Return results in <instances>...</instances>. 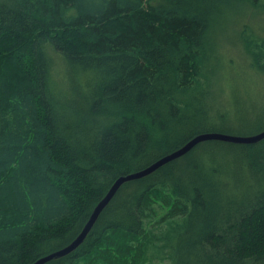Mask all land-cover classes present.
Listing matches in <instances>:
<instances>
[{
	"label": "trees",
	"instance_id": "trees-1",
	"mask_svg": "<svg viewBox=\"0 0 264 264\" xmlns=\"http://www.w3.org/2000/svg\"><path fill=\"white\" fill-rule=\"evenodd\" d=\"M263 1L0 0V264L64 248L118 178L258 114L218 107L212 81L222 19ZM245 48L264 68V41ZM167 260L264 264V139L204 141L124 183L45 264Z\"/></svg>",
	"mask_w": 264,
	"mask_h": 264
},
{
	"label": "rangeland",
	"instance_id": "rangeland-1",
	"mask_svg": "<svg viewBox=\"0 0 264 264\" xmlns=\"http://www.w3.org/2000/svg\"><path fill=\"white\" fill-rule=\"evenodd\" d=\"M220 25L214 48L215 59L218 58L219 65L212 81V91H216L213 94L217 100L216 105L224 108L229 103L233 115L239 116L238 111L243 108L242 103L248 105L250 97H253L260 111L258 110V114L253 115L250 121L217 125V128L233 135H254L264 131V68L256 69L253 66L255 62L250 61V53L245 48V38L251 35L259 41H264V1L257 8L249 3H238L226 13ZM239 95H242V101L237 99ZM235 102H241L236 106L237 112L233 106ZM157 263L169 264V261Z\"/></svg>",
	"mask_w": 264,
	"mask_h": 264
},
{
	"label": "water",
	"instance_id": "water-1",
	"mask_svg": "<svg viewBox=\"0 0 264 264\" xmlns=\"http://www.w3.org/2000/svg\"><path fill=\"white\" fill-rule=\"evenodd\" d=\"M264 139V131H261L257 134L250 135V136H241V135H232V134H225L220 132H208V133H202L197 135L196 137L189 140L183 147L179 148L178 150L165 155L164 157L160 158L159 160L155 161L153 164H151L149 167L138 171L134 173H130L128 175L121 176L118 178L115 183L112 185L106 196L98 203V205L93 210L91 217L89 218L88 222L84 226L81 233L67 246H65L62 249H59L57 251H54L48 255H45L41 258H39L35 263L33 264H45L53 259L64 257L73 251H75L86 239L90 231L92 230L93 226L97 222L99 216L103 212V210L107 207V205L111 202L113 197L116 195L118 190L121 188V186L129 182L131 180L139 179L142 177H145L163 165L174 161L188 152H190L194 147H196L198 144L208 141V140H221L231 143H256Z\"/></svg>",
	"mask_w": 264,
	"mask_h": 264
},
{
	"label": "bare ground",
	"instance_id": "bare-ground-1",
	"mask_svg": "<svg viewBox=\"0 0 264 264\" xmlns=\"http://www.w3.org/2000/svg\"><path fill=\"white\" fill-rule=\"evenodd\" d=\"M198 146V145H197Z\"/></svg>",
	"mask_w": 264,
	"mask_h": 264
}]
</instances>
